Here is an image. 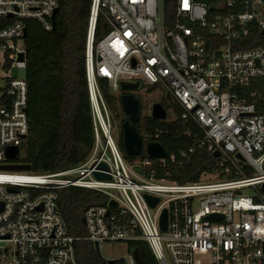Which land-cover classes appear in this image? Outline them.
Instances as JSON below:
<instances>
[{
  "label": "built area",
  "instance_id": "1",
  "mask_svg": "<svg viewBox=\"0 0 264 264\" xmlns=\"http://www.w3.org/2000/svg\"><path fill=\"white\" fill-rule=\"evenodd\" d=\"M90 1L85 71L92 152L56 172L0 169V264H79L76 238L57 207V191L69 186L107 197L83 212L85 239L99 248L105 241L141 239L159 264H264V114L256 111L255 93L250 100L241 95L264 77V0ZM55 9L58 0H0V165L15 163L7 151L18 147L20 153L29 130L25 20L51 30ZM103 9L111 29L94 43ZM13 69L20 74L13 76ZM100 79L114 94H121V81L162 89L182 108L181 117L202 129L199 144L220 152L230 165L226 171L241 176L203 172L178 183L167 169L157 177L159 168L180 165L185 153L179 160L149 157L144 148L145 157L128 161L111 136ZM238 160L253 175H245ZM100 162L107 169L97 168ZM94 171L110 178L98 179ZM145 194L158 198L154 207ZM110 200L117 205L110 207ZM164 209L165 231L159 225ZM213 214L221 218H207ZM124 260L139 264L129 254Z\"/></svg>",
  "mask_w": 264,
  "mask_h": 264
},
{
  "label": "trees",
  "instance_id": "2",
  "mask_svg": "<svg viewBox=\"0 0 264 264\" xmlns=\"http://www.w3.org/2000/svg\"><path fill=\"white\" fill-rule=\"evenodd\" d=\"M90 5V0H58L53 28L48 31L33 19L25 20L29 130L21 145L23 155L16 162L29 164L34 173L75 167L92 152L94 127L85 71ZM110 29L103 9L98 13L94 43ZM99 84L109 110L119 115L122 112L120 94L112 93L104 79H100ZM153 89L155 87L148 91ZM253 93L257 113L264 114V77L253 79L241 95L250 100ZM163 97L166 103L164 100L160 103L173 119L161 121L146 115L139 119L135 128L144 142H159L166 150L168 159L174 157L179 160L181 153H185V158L180 165L172 163L159 168L157 177L167 169L170 170L168 178L178 183L196 181L203 172L212 173L218 179L240 177L233 168L226 171L230 166L227 161L214 156L199 144L203 136L199 125L192 119H183L182 108L170 96ZM125 118L123 114L122 121ZM119 146L123 151L122 132ZM191 148L193 150L189 152ZM124 156L130 162L138 158ZM145 156V152H142L140 158ZM237 162L245 175H253V170L244 161ZM57 193L58 211L68 234L76 238L74 247L78 263L107 264V259L94 248V244L85 239L86 228L82 221L87 206L105 204L107 197L97 190L78 186L61 188ZM127 252L139 264H159L144 240L128 241ZM113 264L126 263L124 258H119L114 259Z\"/></svg>",
  "mask_w": 264,
  "mask_h": 264
},
{
  "label": "water",
  "instance_id": "3",
  "mask_svg": "<svg viewBox=\"0 0 264 264\" xmlns=\"http://www.w3.org/2000/svg\"><path fill=\"white\" fill-rule=\"evenodd\" d=\"M58 9H55L52 16L51 21L54 24L55 14ZM26 35V30L25 34ZM121 94L119 95V103L122 109V112L125 115V120L122 121V148L126 156L129 157H137L142 154L143 149L145 148L146 154L149 157H167V152L163 148V146L159 142L150 141L144 144V141L138 131L135 128V125L140 119L142 107L138 97L134 94L137 90L140 89L139 82H120ZM168 112L165 107L160 102H154L150 105L149 116L156 120L165 121L167 119ZM24 138L26 136H23ZM214 156H220V152L216 151L213 153ZM8 159L18 160L19 159V149L18 147H13L8 149L7 151ZM239 159H242L240 155H237ZM97 168L107 169V166L100 162L97 165ZM0 169L4 170H12V171H31V166L29 164L24 163H12L6 165H0ZM139 170L138 167H136ZM93 175L98 179H109L110 176L107 173H100L98 171H94ZM262 189L264 190V184L262 185ZM145 199L151 207H154L158 198L152 197L150 195L145 194ZM117 203L114 200L109 201L110 207H115ZM208 219L215 220L221 218L220 215H210L207 217ZM84 223V219H82ZM161 230L165 231L167 229V211L163 210L160 216L159 222ZM94 248L96 250L99 249L97 243H94ZM114 259H107V264H113Z\"/></svg>",
  "mask_w": 264,
  "mask_h": 264
},
{
  "label": "rangeland",
  "instance_id": "4",
  "mask_svg": "<svg viewBox=\"0 0 264 264\" xmlns=\"http://www.w3.org/2000/svg\"><path fill=\"white\" fill-rule=\"evenodd\" d=\"M11 74L13 76H17L20 74V71L18 69H13L11 70ZM151 88L148 86V89ZM144 90V89H139L134 94L139 98V101L141 103L142 111L140 118H144V116L149 115V109L150 105L154 102H163L166 103L165 97H163L164 93L160 89H153L151 91ZM122 110V109H121ZM120 114L117 115L116 111L113 112L110 110V133L113 138V140L117 143L119 146L120 142V135L122 132L121 124H122V117L123 114L122 112H119ZM173 119V116L168 113L167 119L170 121ZM120 149V146H119ZM121 151V149H120ZM122 155L124 156V151H121ZM23 155V148L20 149L19 157ZM125 157V156H124ZM15 163H17L15 161ZM246 193H250L249 189H246ZM100 254L106 258V259H119V258H125L128 255L127 252V242L124 240H118V241H105L102 243L100 248L98 249Z\"/></svg>",
  "mask_w": 264,
  "mask_h": 264
}]
</instances>
